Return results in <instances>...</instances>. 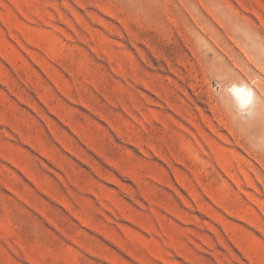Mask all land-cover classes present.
Here are the masks:
<instances>
[{
  "label": "rangeland",
  "instance_id": "obj_1",
  "mask_svg": "<svg viewBox=\"0 0 264 264\" xmlns=\"http://www.w3.org/2000/svg\"><path fill=\"white\" fill-rule=\"evenodd\" d=\"M0 264H264V0H0Z\"/></svg>",
  "mask_w": 264,
  "mask_h": 264
},
{
  "label": "bare ground",
  "instance_id": "obj_2",
  "mask_svg": "<svg viewBox=\"0 0 264 264\" xmlns=\"http://www.w3.org/2000/svg\"><path fill=\"white\" fill-rule=\"evenodd\" d=\"M235 105L238 111L251 112L256 107L255 90L247 82H233L229 85ZM262 114V113H261Z\"/></svg>",
  "mask_w": 264,
  "mask_h": 264
}]
</instances>
